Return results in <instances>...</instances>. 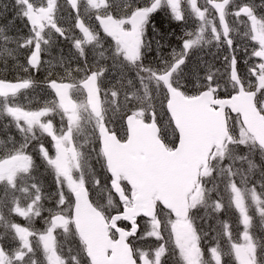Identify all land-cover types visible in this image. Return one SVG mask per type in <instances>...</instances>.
I'll use <instances>...</instances> for the list:
<instances>
[{"label": "snow or ice", "instance_id": "snow-or-ice-1", "mask_svg": "<svg viewBox=\"0 0 264 264\" xmlns=\"http://www.w3.org/2000/svg\"><path fill=\"white\" fill-rule=\"evenodd\" d=\"M11 8L0 264H264V0Z\"/></svg>", "mask_w": 264, "mask_h": 264}, {"label": "rangeland", "instance_id": "rangeland-1", "mask_svg": "<svg viewBox=\"0 0 264 264\" xmlns=\"http://www.w3.org/2000/svg\"><path fill=\"white\" fill-rule=\"evenodd\" d=\"M11 2H10V4H7L6 3V0H0V3H1V6H0V14H4L5 15V18L4 19H1L0 18V20L2 21V23L0 24V25H4V24H7V22H8V20H10L9 18H8V15L7 14H11V15H13V11H12V8H11V5H12V3H13V0H10ZM60 3H64V0H60ZM4 5H8V9H7V11H5V9H4ZM67 11H68V9H67V6L65 5V12H64V18L65 19H68V17H67ZM1 17H3V15H0ZM190 25V24H189ZM164 27H165V29H167L168 27H169V25L165 22V19H164ZM18 30H22L23 31V34H27V29H24L23 28V24H21V25H18L17 23H15V25L14 26H11L10 27V31H9V35H15L16 33H17V31ZM172 31H176V29H174V30H172ZM178 41H176L175 40V38H173V40H172V46H178ZM170 49H165L164 50V52H165V55L168 53V51H169ZM212 51H215V49H212ZM206 56H208V55H204V59L206 58ZM210 57V56H209ZM149 59L150 60H154L155 59V53H151L150 55H149ZM210 59H211V57H210ZM219 61H216V63H217V67H220V62L218 63ZM0 68H3V65H0ZM44 95H45V93H43L41 96H40V98L41 99H43L44 98ZM47 186H50V185H47ZM106 202V201H105ZM231 217V215L229 216V217H227L228 219Z\"/></svg>", "mask_w": 264, "mask_h": 264}, {"label": "trees", "instance_id": "trees-1", "mask_svg": "<svg viewBox=\"0 0 264 264\" xmlns=\"http://www.w3.org/2000/svg\"><path fill=\"white\" fill-rule=\"evenodd\" d=\"M0 6H1V3H0ZM8 15V18L11 19L13 15L11 14H7ZM1 19H4L5 18V15L3 14V17L0 16ZM2 23V21L0 20V24ZM16 23L18 25H21L22 22L20 20H17ZM59 44V48H62L64 49L65 53L67 54L69 48L71 47V45L65 41H63L62 39L58 42ZM58 51V48H54L53 49V54H56ZM45 59H47V56H45ZM205 60H210V57L209 56H206ZM217 65V63H216ZM218 66V65H217ZM6 75L9 76V78H11V73H5ZM39 76H42V74H38V77ZM19 219V218H18ZM232 222H235L236 221V214H232L231 217L229 218ZM242 228V226H241Z\"/></svg>", "mask_w": 264, "mask_h": 264}, {"label": "flooded vegetation", "instance_id": "flooded-vegetation-1", "mask_svg": "<svg viewBox=\"0 0 264 264\" xmlns=\"http://www.w3.org/2000/svg\"><path fill=\"white\" fill-rule=\"evenodd\" d=\"M164 19H165V22H166V21H167V18H164ZM166 23H167V22H166ZM174 29H177V28L173 25L172 30H174ZM179 34H180V33H179ZM43 93H45L44 98H46V97H47V93H46V92H43ZM43 93H42V94H43ZM42 94H40L39 97H40ZM44 98H43V99H44ZM46 184H47V185H50L49 187H51V181H50V179H49L48 181H46ZM18 222H23V221H21V220L18 219ZM38 226H39V223H38Z\"/></svg>", "mask_w": 264, "mask_h": 264}, {"label": "bare ground", "instance_id": "bare-ground-1", "mask_svg": "<svg viewBox=\"0 0 264 264\" xmlns=\"http://www.w3.org/2000/svg\"><path fill=\"white\" fill-rule=\"evenodd\" d=\"M10 2H11L10 0H6V3H7V4H10ZM189 30H190V25H189ZM181 32H182V29H180V28H177L176 31H175V33H176L177 36H179V35L181 34ZM179 33H180V34H179ZM42 93H43V92H40L38 95H40V94H42Z\"/></svg>", "mask_w": 264, "mask_h": 264}]
</instances>
